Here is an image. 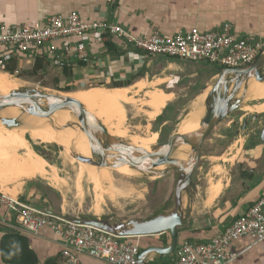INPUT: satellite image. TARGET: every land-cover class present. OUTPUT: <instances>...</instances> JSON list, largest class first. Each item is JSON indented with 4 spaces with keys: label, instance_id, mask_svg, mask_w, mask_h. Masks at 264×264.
Instances as JSON below:
<instances>
[{
    "label": "crops",
    "instance_id": "1",
    "mask_svg": "<svg viewBox=\"0 0 264 264\" xmlns=\"http://www.w3.org/2000/svg\"><path fill=\"white\" fill-rule=\"evenodd\" d=\"M71 11L77 12L83 21L106 20L119 24L137 37L147 36L152 27H156L161 34L170 36L192 27L200 31H217L228 22L237 35L264 41V0H0V25H32L37 21L43 23L50 16H65ZM76 39L73 36L67 38L68 41ZM84 39L88 55L83 61L68 60L60 64L44 56L35 57L32 52H28L29 54H19L18 58L6 65V69H15L21 63L34 65L36 62L40 67L54 64L63 75L61 80L67 84L96 82L110 85L107 88L116 87L114 84L118 85L117 88H127L143 81L146 85L142 91L149 90L147 100L150 90L155 89L151 88L147 75V68L153 57L130 51L124 41L114 35L94 33L83 37ZM61 41L53 40L49 44L56 46ZM166 59L176 67L184 66L185 63L180 59ZM216 68L218 67L207 66V75L200 79L196 72H189L188 77H198L191 78L194 84L201 83L195 97L212 80H216ZM173 72L178 74L176 70ZM136 74V78L131 80ZM179 79L178 75L173 76V100L178 95L179 88L176 84ZM159 89L171 92L165 88ZM259 102L252 106L256 108L253 109L254 113L244 108L237 118H231L230 123H238L241 127L232 133L233 142L230 147L227 146L225 159L219 165L221 169L215 173L213 181L201 193L195 190L187 206L184 205L186 217L184 223L177 227V243L173 251L149 252L144 261L174 264L176 250L182 241H208L245 212L264 192V144L261 140L264 109L258 110L255 107ZM165 106L157 115L162 113ZM8 129L11 132L12 128L6 130ZM226 131L229 133L227 129L217 136L222 137ZM0 138V191L32 206L64 214L59 209L60 206L55 209L50 202L54 189L44 181L45 178L48 179V161L35 152L24 134V144H11V137L5 132L1 133ZM29 153L42 160L46 176L33 174L27 168ZM211 185L216 188L214 194L210 190L213 189ZM127 240L132 244L136 243L141 252L149 247H167L170 244V234L165 231L154 235L132 236ZM62 248L60 238L51 229L41 227L36 233H27L19 226L15 215L5 205H0V264H32L33 258L36 259L33 264H65L61 255ZM229 250L236 253V256L227 264H264V238L239 237L231 242ZM79 260L82 264H108L82 253Z\"/></svg>",
    "mask_w": 264,
    "mask_h": 264
},
{
    "label": "built area",
    "instance_id": "2",
    "mask_svg": "<svg viewBox=\"0 0 264 264\" xmlns=\"http://www.w3.org/2000/svg\"><path fill=\"white\" fill-rule=\"evenodd\" d=\"M94 33L114 35L122 39L130 51H138L146 56H162L192 63L208 62L227 68L252 63L264 48V41L237 35L228 22L217 31H200L192 27L170 36L152 27L147 36L137 37L119 24L106 20L83 21L77 12L71 11L65 16H50L43 23L1 24L0 69L6 70V65L18 58L19 54L28 52L60 64L68 60H82L88 55L83 37ZM71 36L77 39L68 41L67 38ZM53 40L62 41L55 46L49 44ZM0 205H5L15 215L19 226L27 233H36L41 227L51 229L62 242L61 255L65 264H82L79 260L81 253L108 264L138 263L139 247L136 243H130L127 236L32 206L2 191ZM242 236L264 238V192L245 212L208 241H182L176 250L174 264H227L236 256V253L229 250L231 242ZM142 264L155 263L143 261Z\"/></svg>",
    "mask_w": 264,
    "mask_h": 264
},
{
    "label": "rangeland",
    "instance_id": "3",
    "mask_svg": "<svg viewBox=\"0 0 264 264\" xmlns=\"http://www.w3.org/2000/svg\"><path fill=\"white\" fill-rule=\"evenodd\" d=\"M183 65L176 67L166 57L154 56L147 68V75L151 81L150 85L151 88H155L154 90L165 88V90H170L173 93V76L178 75L180 77L176 84L179 88L178 95L173 100L172 94L169 102L172 105V109L166 111V116L169 119L165 122V127L168 128V131H163V135H160L158 131H153V120L148 117L147 112L149 107L146 105L145 99L149 90L146 92L142 91V88L146 85L145 83L144 87L140 85L132 86L128 92V95L131 96V102L123 104V114L121 117V129H124V133H115L113 130H110V125L106 123L104 116L97 114V112L95 114L98 115L101 123L106 127L108 132L110 131L111 135L124 142L133 143L132 139L135 137H150L154 133H156L155 140L149 145V148L164 142L172 133L177 131L180 133L179 126L181 122L195 110L193 104H195L196 97L194 94L198 92L201 83L197 82L194 84L191 78L198 77H188L189 72H196L200 79V77L207 75V66L219 67L208 62H185ZM34 67L31 63L23 65L21 63L15 66L16 70L14 69L12 73L5 69H0V71H6L5 73H9L15 79L17 83L15 88L32 87L44 92L63 94L75 89L110 86L96 82L84 85L67 84L61 80L63 75H61V71L57 69L56 65H41L36 71H33ZM174 70L178 74L174 73ZM136 76L137 74L132 76L131 80H134ZM214 81L210 82L208 88ZM134 88L141 90L136 91ZM257 101L260 102L255 107L258 110L264 109V106L261 105L264 102L263 98L256 95L255 92H253L252 97H249L247 93L241 107L235 109L225 120L218 124L205 139L201 147L199 161L192 172V185L184 195V205L187 206L195 190L201 193L207 184L213 181L215 173L220 171L219 165L223 164L226 156L225 152L228 150L227 146L230 147L231 142H233L234 135L232 133L241 127L238 123H230L231 118H237L244 108L254 113L255 110L253 109L256 108L252 106ZM247 106H251V108H247ZM113 119L117 122V118L113 117L110 119L111 123H114ZM227 129H229V133L226 131L222 137L217 136L218 133ZM16 130L14 129L13 131L15 132ZM23 134L25 139L28 137L34 144L41 147L45 153L47 161L50 164L46 167L47 176H50L51 171L54 170L58 178L57 182L46 178L44 180L47 183L49 182L48 184L52 185L51 187L54 189V192L52 191L51 194L53 198L50 199L51 205L55 209L60 206L61 208L59 207V209H62L64 215L69 218L96 216L106 217L111 220L117 219L119 221H127L129 218L146 219L152 217L160 210L168 209L173 204V187L177 176L176 172L174 174L172 172L168 176L153 178L141 175L137 171L134 173H124L112 167H95L94 165H90V168L96 170V174H101L103 171L104 176H101V181L97 185L93 181L94 177L92 178L89 175L88 164L76 160L69 149L65 150L53 140L47 143L37 142L30 138L28 132ZM27 162L29 165H32L28 158ZM155 179H158L157 182H154L156 181ZM121 186L124 188H121Z\"/></svg>",
    "mask_w": 264,
    "mask_h": 264
},
{
    "label": "water",
    "instance_id": "4",
    "mask_svg": "<svg viewBox=\"0 0 264 264\" xmlns=\"http://www.w3.org/2000/svg\"><path fill=\"white\" fill-rule=\"evenodd\" d=\"M216 71L217 77L213 84L200 92L201 94L208 88L202 102L203 114L198 128L184 133L174 132L166 141L150 148L124 142L111 135L99 118L78 99L32 87H19L0 93V125L14 129L27 128L25 118L34 117L44 119L57 131L76 126L84 133L89 147V156L69 148L78 161L116 169L127 165L148 177H161L176 172L173 204L152 217L129 218L127 221L96 216L75 218L80 223L127 237L169 231L170 244L167 247H149L138 254L137 264H142L149 252L169 253L175 248L177 227L184 223L186 217L184 195L192 185V172L199 161L201 147L218 124L241 107L250 82L264 83V48L250 64L236 68L218 67ZM9 108L17 109L18 114H7ZM60 110H69L76 121L56 125L53 114ZM261 140L264 144V128L261 131Z\"/></svg>",
    "mask_w": 264,
    "mask_h": 264
},
{
    "label": "bare ground",
    "instance_id": "5",
    "mask_svg": "<svg viewBox=\"0 0 264 264\" xmlns=\"http://www.w3.org/2000/svg\"><path fill=\"white\" fill-rule=\"evenodd\" d=\"M5 72L0 71V93L9 92L10 90L14 89L17 84L15 79L11 75H9V73H5ZM135 85H140L144 87V82L141 81ZM130 88L131 87L129 86L127 88H117V87L107 88V87H102V86H94V87H90L86 89H75V90L70 91L69 93L66 92L63 94H67L69 96H72L78 99L89 111L91 112L93 111L92 113L95 114L97 112V114L104 116L106 123L110 125L109 127L110 130H113L115 133L116 132L124 133L125 132L124 129L123 130L121 129V123H122L121 117L123 114V104L131 102V96L128 95ZM207 91H208V88L203 93L198 94L197 97L195 98L196 99L194 102L195 104H193L195 107V110H193L186 117V119H184L181 122L179 126L180 133H184V132L191 131V130L198 128L200 117L203 114L202 102H203L204 97L206 96ZM253 92H255L256 95L264 99V83H261L258 81H251L250 88L248 91L249 97H252ZM171 98H172V92H166L163 90H152L151 92H149L147 100H146V105L149 107V110L147 112L148 117L150 119H153L157 115V113L160 112L163 106H165V104L168 101H170ZM261 105L264 106V102ZM18 112L19 111L15 108H9L6 111V113L10 115H17ZM96 116L98 117V115ZM113 117L117 118V122H115L114 119H113L114 123L110 122V119ZM75 121H76L75 118L73 117V115L70 113L69 110H60V111H57L55 114H53V122L56 125H64L65 123L75 122ZM25 122L28 125V127L17 129L15 132L13 131L14 128H12L10 132L9 129L6 130L7 128L0 126V135L1 133H4V132L6 133V135H9V137H11V144L13 142L24 144L25 141L22 139V134L28 132L30 138L33 139L34 141L47 143L53 140L57 145H60L65 150H68L69 148H73L75 152L82 154L84 156H89V147H88L86 137L84 133L78 127L73 126V127H68L63 130L57 131V130H54L44 119H41V118L27 117L25 118ZM155 135L156 133H154V135L150 137H142V138L135 137L132 139V142H133L132 144L148 148L149 145L154 142ZM28 159L30 163L32 164V165H29L28 163L27 165V168H29L31 173L33 174L38 173V174L45 175V170L43 169L44 164L42 160H40L39 157H37L34 154L29 153ZM89 166L90 164H88V167ZM118 170L124 173H134L135 172L134 170L130 169L127 165L119 167ZM95 171L96 170H94L93 168H90V167L88 168L90 177L92 178L94 177L93 181L97 185H99L101 181V176H104L102 173L103 171L101 172V174H98V173L96 174ZM47 178L50 179V181L51 180L56 181V182L58 181V178L54 170L51 171L50 176H47ZM213 185H211V187ZM121 188H124V187L121 186ZM210 190H213L212 193L214 194L216 188H214L213 186V189H210ZM208 201H206V203Z\"/></svg>",
    "mask_w": 264,
    "mask_h": 264
},
{
    "label": "trees",
    "instance_id": "6",
    "mask_svg": "<svg viewBox=\"0 0 264 264\" xmlns=\"http://www.w3.org/2000/svg\"><path fill=\"white\" fill-rule=\"evenodd\" d=\"M168 59H170V60H173V58H168ZM83 61V60H82ZM82 61H80V62H82ZM34 68H33V71H36L39 67H40V65L38 64V63H36L35 62V64H34ZM13 68H11V69H6V71H8V72H10V73H12L13 72ZM113 86H118L117 84H114ZM168 109H172V105H170V103H168L166 106H165V108H164V110L162 111V113H160V114H158L156 117H155V120H154V122L152 123L153 124V131H158L159 132V134L160 135H163V131H168V128L167 127H165V122L169 119V118H167V116H166V111H168ZM158 124V125H157ZM161 126V127H160ZM163 137V136H162ZM26 139H28L29 140V142H30V144H31V147L35 150V152H37L38 154H40L41 156H43L46 160H48L47 159V157H46V155H45V153L43 152V150H42V148L41 147H38L36 144H34L28 137H26ZM166 141V140H165ZM156 181H154V182H157V180L158 179H155ZM160 211H162V210H160ZM159 211V212H160ZM36 261V259L35 258H33L32 259V264L34 263Z\"/></svg>",
    "mask_w": 264,
    "mask_h": 264
}]
</instances>
